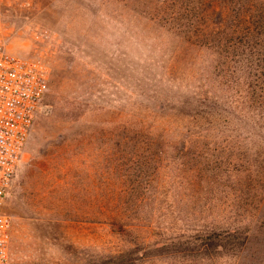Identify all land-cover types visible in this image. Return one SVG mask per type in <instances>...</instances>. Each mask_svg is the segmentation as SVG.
<instances>
[{
    "label": "rangeland",
    "instance_id": "1",
    "mask_svg": "<svg viewBox=\"0 0 264 264\" xmlns=\"http://www.w3.org/2000/svg\"><path fill=\"white\" fill-rule=\"evenodd\" d=\"M181 2L0 0V36L47 85L4 204L9 264H95L211 230L209 255L135 263H262L264 28L237 56L177 50ZM195 92L200 121L159 115V97Z\"/></svg>",
    "mask_w": 264,
    "mask_h": 264
},
{
    "label": "trees",
    "instance_id": "2",
    "mask_svg": "<svg viewBox=\"0 0 264 264\" xmlns=\"http://www.w3.org/2000/svg\"><path fill=\"white\" fill-rule=\"evenodd\" d=\"M181 1V4L177 5L174 10L176 15L174 17L175 23H173L174 34L180 39L177 50L200 44L211 48L214 52L223 54L232 52L233 56H237V48L244 46L250 49L253 46V32L255 31L253 27H259V34L263 31L264 0ZM253 23L255 24L253 25ZM230 48L232 50L228 51L227 49ZM247 54L250 53L247 52ZM231 59L233 65L236 66L237 59L233 57ZM241 60L250 61L251 57L245 56ZM192 96L195 101L180 98L174 99V101L173 98L166 95L164 98L159 97L156 102L159 115L166 117L164 114L169 110L175 119H180L184 115L190 120L200 121L202 117L200 113L203 111L200 107H202L203 100L202 97L201 99L196 98L201 96L200 93L195 92ZM185 144L183 142L182 146L184 147ZM205 233V235L200 233L193 237V246L187 245L185 242L190 240L183 238L168 239L155 243L153 248L145 244L139 245L141 242H134L133 248L101 257V259H98L99 262L95 264H136V259L150 260L161 251L171 250L182 253V255H209L211 249H215L217 245H220L215 240L220 236V232L211 230V232ZM137 251H139V254Z\"/></svg>",
    "mask_w": 264,
    "mask_h": 264
},
{
    "label": "built area",
    "instance_id": "3",
    "mask_svg": "<svg viewBox=\"0 0 264 264\" xmlns=\"http://www.w3.org/2000/svg\"><path fill=\"white\" fill-rule=\"evenodd\" d=\"M46 86L42 66L12 52L0 36V264L10 261L5 200Z\"/></svg>",
    "mask_w": 264,
    "mask_h": 264
},
{
    "label": "crops",
    "instance_id": "4",
    "mask_svg": "<svg viewBox=\"0 0 264 264\" xmlns=\"http://www.w3.org/2000/svg\"><path fill=\"white\" fill-rule=\"evenodd\" d=\"M261 264H264V256H263V259H262V263Z\"/></svg>",
    "mask_w": 264,
    "mask_h": 264
}]
</instances>
